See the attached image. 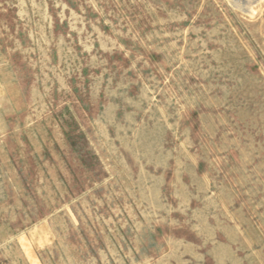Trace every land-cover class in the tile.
<instances>
[{
    "label": "rangeland",
    "instance_id": "374dc122",
    "mask_svg": "<svg viewBox=\"0 0 264 264\" xmlns=\"http://www.w3.org/2000/svg\"><path fill=\"white\" fill-rule=\"evenodd\" d=\"M0 264H264V0H0Z\"/></svg>",
    "mask_w": 264,
    "mask_h": 264
}]
</instances>
